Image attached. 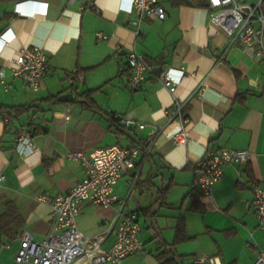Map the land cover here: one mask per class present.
Masks as SVG:
<instances>
[{
	"label": "crops",
	"instance_id": "0c3cea01",
	"mask_svg": "<svg viewBox=\"0 0 264 264\" xmlns=\"http://www.w3.org/2000/svg\"><path fill=\"white\" fill-rule=\"evenodd\" d=\"M23 1L0 0V33L11 27L16 35L0 51L7 81H0V108L32 107L8 122L0 117V176H5L0 180V216L13 202L23 219L13 235L30 231L37 241L49 235L55 215L36 196L66 193L84 179L81 161L69 153L145 143L152 145L151 154L142 152L136 168L115 188L126 199L124 208L140 214L145 249L120 264H164L169 259L173 262L168 264H198L203 256L221 264H253L264 250V230L246 205L254 198L253 186L264 185V58L231 45L209 27L208 6L164 0L167 18L143 23L138 35L135 15L122 7L131 0H32L22 6L33 14H19L15 7ZM99 32L106 38L98 39ZM24 46L41 47L49 55L51 69L39 90L11 73V60ZM119 47L144 54L157 74L158 68L184 70L176 95L154 74L133 87L125 58L114 57ZM88 92L105 114L83 103L81 96ZM65 93H73L76 101L47 100ZM175 96L185 100L182 122L169 119ZM114 113L136 124H113ZM26 124L45 131L29 146L18 145L17 134ZM185 126L188 142L177 144L174 136ZM218 149H246L252 159L242 167L226 165L213 191L199 194L192 187L196 166L208 151ZM196 199L204 211L195 209ZM120 208L86 202L78 226L86 235L106 234L102 247L107 249L116 237ZM179 226L185 237L176 242ZM2 240L10 247L0 248V264H17L21 239Z\"/></svg>",
	"mask_w": 264,
	"mask_h": 264
},
{
	"label": "built area",
	"instance_id": "2783aa9c",
	"mask_svg": "<svg viewBox=\"0 0 264 264\" xmlns=\"http://www.w3.org/2000/svg\"><path fill=\"white\" fill-rule=\"evenodd\" d=\"M74 0H68V3ZM32 0L16 4L15 12H27L22 5L32 3ZM35 2V1H34ZM164 0H131L129 5L122 6L128 13L134 14L132 24L137 34L141 33V25L148 21H164L167 10ZM36 3V2H35ZM34 5V4H31ZM209 27L222 32L231 45L240 44L252 50L259 58H264V11L263 0L249 2L248 0H208ZM98 39L106 38L102 32L97 33ZM16 38L11 27L0 33V51L4 44ZM114 57L125 58V65L131 69L130 84L141 87L150 74H154L173 95L185 74L184 70L171 67L156 73V68L149 63L146 56L137 50L118 48ZM125 65L121 67L125 69ZM11 73L16 78L23 79L27 86L34 90L42 88L44 79L51 69L48 53L38 46H24L11 60ZM176 73V75H174ZM78 80L83 81L80 75ZM0 81L7 84L5 67H0ZM185 100L175 96L168 114L170 121H183V107ZM122 127L136 124L120 113H114ZM7 122L8 119L1 115ZM144 128L145 125H139ZM189 139L188 129L183 127L175 136L177 144H186ZM34 140L33 130L23 125L17 134L18 145L29 146ZM148 156L152 152V145L137 143L123 147L113 145L86 153L79 151L69 153L68 156L81 161L85 177L73 185L63 194L37 195L39 202L48 203L54 212V223L49 235L42 241L34 239L30 231H23L14 236L22 241L21 248L16 255L17 264H120L126 258L144 253L145 243L142 239V225L137 211L124 208L126 199L120 197L116 185L137 165L141 153ZM252 159L249 150L218 149L210 150L206 154L205 164L197 168L193 179V190L199 194H209L214 185L224 177V167L236 164L240 167L247 165ZM241 173V171H240ZM5 178L0 176V180ZM138 175L131 181L132 187L137 183ZM254 198L247 202V206L255 210L258 226L264 230V185L257 183L253 186ZM92 202L98 207L120 205L117 211V230L114 242L104 249L102 242L106 234L86 235L78 226L83 205ZM10 247V242H1L0 248ZM198 264H221L214 257H200ZM253 264H264V250L258 255Z\"/></svg>",
	"mask_w": 264,
	"mask_h": 264
},
{
	"label": "trees",
	"instance_id": "16d2710c",
	"mask_svg": "<svg viewBox=\"0 0 264 264\" xmlns=\"http://www.w3.org/2000/svg\"><path fill=\"white\" fill-rule=\"evenodd\" d=\"M179 3L180 4L188 3V4H193V5L201 6V7L208 6V3L206 1L201 2L199 0H192V1L180 0ZM81 99L83 100V103H86L89 106V108L96 110L99 113L105 114L104 111L96 104V102L91 97V92L84 93L83 96H81ZM45 100L46 99L42 101H45ZM47 100L59 101L58 97H48ZM31 109L32 107L29 105L10 107V108L2 107L0 108V117L2 115L6 117L8 121H10L13 118H18L21 115L30 112ZM111 121H113V124H114L118 120L115 119L113 116ZM26 125L32 128L34 136L37 133L45 131V129H40L39 127H36L34 124H26ZM204 164H205V158L199 165L196 166V168L203 167ZM197 202L198 200L196 199L195 209L198 211H204V208H202V206L197 204ZM22 225H23V219H22V216L19 214L16 205L13 202H9L7 204L6 212L0 216V241L4 242L2 240L3 237H8V238L13 237L14 236L13 234L16 232V230H18ZM184 237H185L184 226H179L177 237H176V242L184 240ZM171 262H173V259H169L165 261L164 264H168Z\"/></svg>",
	"mask_w": 264,
	"mask_h": 264
},
{
	"label": "water",
	"instance_id": "95a60500",
	"mask_svg": "<svg viewBox=\"0 0 264 264\" xmlns=\"http://www.w3.org/2000/svg\"><path fill=\"white\" fill-rule=\"evenodd\" d=\"M208 54H211L210 51H207ZM157 72H161V68L157 69ZM58 100L61 102H73L76 101V97L73 93H65L58 97Z\"/></svg>",
	"mask_w": 264,
	"mask_h": 264
}]
</instances>
